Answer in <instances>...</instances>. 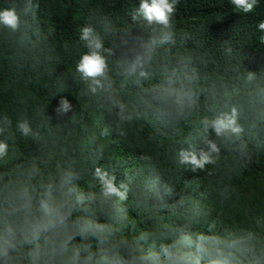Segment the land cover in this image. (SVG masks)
Returning a JSON list of instances; mask_svg holds the SVG:
<instances>
[{"label": "clouds", "instance_id": "obj_1", "mask_svg": "<svg viewBox=\"0 0 264 264\" xmlns=\"http://www.w3.org/2000/svg\"><path fill=\"white\" fill-rule=\"evenodd\" d=\"M228 2L237 12L250 13L259 0ZM177 3L141 0L131 12V24L149 39L122 58L112 59L115 51L106 46L105 38L111 36L114 42L127 29L96 13L79 28V42L86 51L79 56L72 78L83 84L82 94L109 119L98 134L81 125L87 133L80 144V152L87 154L82 159L75 153L69 156L66 149L45 155L41 133L24 117L16 121L15 132L40 143L41 154L8 167L15 133L9 116L0 117V165L5 169L0 171V264H264V236L255 229H225L223 235L216 234V223L208 222L207 213L191 197H181L172 205L171 214H162L166 204L150 203V193L164 176L153 157L144 154L140 157L143 164L125 168L120 179L100 140L113 129L124 137L126 126L138 120L164 129L191 123L195 135L190 133L175 150L179 166L205 172L209 166L219 167L222 152L229 148L244 155L243 145L236 144L244 132L238 100L223 98L218 106L209 107L210 114H199L200 66L193 53L176 47L173 17ZM39 7L40 0H22V6L18 0H7V6L0 8V33L24 51L42 44L51 30L47 34L42 30ZM257 27L264 32V21ZM121 43L127 47V41ZM226 50L232 52L230 47ZM64 78L56 79L63 91ZM243 79L255 87L257 72L245 70ZM130 85L138 89L134 102L120 95ZM256 96L264 104V88L256 87ZM72 109L70 101L61 97L54 111L64 116ZM76 116L56 126L63 133L67 129L68 135L79 123ZM68 123L75 127L69 128ZM103 158L109 160L107 165L98 162ZM85 183L87 188L82 186ZM163 187L166 195L173 194L171 186ZM221 195L228 198L229 189L225 187ZM158 199L163 201L162 196ZM130 205L151 220L153 227L130 230L134 223ZM166 216H182L185 223H168ZM199 224H205L207 232L197 231ZM256 224L264 226V221Z\"/></svg>", "mask_w": 264, "mask_h": 264}, {"label": "trees", "instance_id": "obj_2", "mask_svg": "<svg viewBox=\"0 0 264 264\" xmlns=\"http://www.w3.org/2000/svg\"><path fill=\"white\" fill-rule=\"evenodd\" d=\"M18 2L22 6V0ZM140 2L40 0L37 19L44 33L51 30V35L30 51L16 47L11 38L0 33V117L9 116L15 133V140L10 141L14 152L10 153L8 167L41 154L40 143L15 132L16 121L24 117L41 133L45 155L49 152L58 155L65 149L69 156L75 153L78 159L87 155L80 152L81 140L87 135L81 125L98 134L109 119L93 100L82 94L83 84L72 78L79 56L86 51L79 42V28L93 13L105 15L117 27L128 30L119 32L114 42H110L111 36L105 38L106 46L114 48L112 59L131 55L132 49H138L149 39L148 34L131 24V12ZM6 6L7 0H0V8ZM260 21H264V0H259L250 13L237 12L228 0H178L173 17L176 47L198 58L202 77L199 114H210L209 107L218 106L223 98L239 101L243 109L239 123L244 132L236 144L243 145V156L233 147L222 152L219 167L209 166L205 172L179 166L175 163V150L183 146L190 133L195 135L191 123L164 129L138 120L126 126V135L122 138L114 129L108 137H100L106 146V157L117 167L120 179L125 168H139L143 164L141 156L153 157V163L164 176L150 193V203L166 204L162 214H171L172 205L181 197H191L207 213L208 222L216 223L214 232L220 235L225 229H255L264 236V226L256 224L257 220L264 221V104L256 96V87L264 88V43L261 42L264 32L257 27ZM122 40L127 41V47L122 45ZM229 47L231 53L226 50ZM48 56L53 59L49 61ZM245 70L257 72L255 87L245 83ZM58 77H65V91L56 80ZM136 91L137 87L130 85L120 95L134 102ZM61 97L67 98L73 109L57 116L54 110ZM74 114L79 123L76 127L68 123L69 128L75 129L65 135L67 129L63 133L56 125L69 122ZM107 158L98 162L107 165ZM3 170L4 166L0 165V171ZM145 175L151 176V173L146 171ZM165 184L173 188L171 196L165 194ZM225 187L229 189L228 198L221 195ZM161 196L163 201L158 199ZM129 217L134 221L130 230L153 227V222L140 216L131 205ZM165 221L177 226L185 223L182 216H166ZM195 227L199 232H207L205 224Z\"/></svg>", "mask_w": 264, "mask_h": 264}]
</instances>
